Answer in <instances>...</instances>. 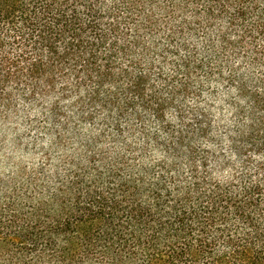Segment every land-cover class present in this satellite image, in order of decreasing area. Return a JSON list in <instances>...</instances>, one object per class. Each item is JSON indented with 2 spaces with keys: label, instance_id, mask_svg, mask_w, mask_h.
Instances as JSON below:
<instances>
[{
  "label": "trees",
  "instance_id": "trees-1",
  "mask_svg": "<svg viewBox=\"0 0 264 264\" xmlns=\"http://www.w3.org/2000/svg\"><path fill=\"white\" fill-rule=\"evenodd\" d=\"M193 35L206 40L203 58L187 43ZM249 54L264 65V0H0V117L19 115L22 101L48 113L37 126L51 123L61 145L78 144L92 160L114 151L125 165L122 199H81V179L74 203L52 220L26 218L14 189L0 207V264H264V162L253 159L264 156V96L249 81L227 155L210 136L211 112L199 107L211 108L200 77L210 81L218 61ZM153 149L165 160L136 164Z\"/></svg>",
  "mask_w": 264,
  "mask_h": 264
},
{
  "label": "clouds",
  "instance_id": "clouds-1",
  "mask_svg": "<svg viewBox=\"0 0 264 264\" xmlns=\"http://www.w3.org/2000/svg\"><path fill=\"white\" fill-rule=\"evenodd\" d=\"M159 2L162 3V0ZM119 3L120 0H105L107 6ZM152 11H156V5L152 6ZM123 14L121 13V15ZM179 22L178 20L177 23ZM230 39L236 41L238 37L233 35ZM187 43L203 58V48L206 43L203 37L197 40L195 35L190 36ZM219 47L220 40L216 38V48L219 49ZM176 50L181 57L186 56L183 48ZM251 60V54L247 59L244 55L239 58L229 57L228 63L217 62L220 67L210 81H205L203 76L200 77V83L208 89V91L202 92L201 96L211 104V108H208L204 103H201L199 107L211 112L213 131L210 136L216 140H222L225 155L228 154L227 148L231 143L229 136H235L234 130L238 127L237 106L247 107V98L253 93L249 81L255 85V93L264 96V83H261L264 81V65L253 66ZM213 66L215 67V65ZM210 92L215 93V98L210 97ZM228 101H232V103H227ZM190 103L192 106H196L195 101H190ZM29 107L18 100L16 112L19 115L9 109L7 122L3 117H0V182L6 185V187L0 186V207L7 208L8 204L12 203L8 197L12 196L15 189L20 191V199L16 200V204L23 208L26 218L42 215L46 221L52 220L57 214H62L65 211L63 207L65 203H74V197L71 196L70 191L71 186L81 179L83 180L81 188L86 189L82 192L81 199L89 193L94 195L95 192H100L105 198L114 193L116 197L122 199L117 190L120 189V177L124 175L121 169L125 168V165L123 161L116 158V152L109 151L106 158L97 154L95 160H92L93 152L89 151L85 154V149L78 144H68L67 147L61 145L57 139V132L49 131L52 129L51 123H40L39 127L37 126V122L44 121L48 113L42 114L41 110L35 107H31L29 110ZM20 109H24V112H21ZM0 111H3L2 106H0ZM248 123V120L244 121V124ZM60 134L63 135L62 132ZM128 143L132 144L133 141L129 140ZM140 143L142 144V141ZM111 147L108 144H100L98 151ZM201 147L209 152H215L217 155L220 154V146L209 140H204ZM117 151H120L122 155L125 154L123 149L118 148ZM129 155L137 156L139 153ZM151 157V159L137 160L136 164L150 168L165 160V156L155 149L152 150ZM236 159V155L232 154L231 160L235 161ZM253 159L264 162V156L254 155ZM131 162V160L128 161V163ZM167 164L171 165L172 160H167ZM237 167L239 168L240 165L237 164ZM183 169L184 175L188 176L187 165H184ZM232 171L231 168L225 169L223 177L230 178L229 174ZM170 175L175 176L176 173L171 172ZM220 175L218 172L213 173L217 179L220 178ZM135 179L139 184V176ZM189 180H191V176H189ZM88 185L91 187H87ZM181 187H187V184L181 185ZM169 188L175 196L174 187L170 185ZM109 189L112 192H109ZM25 193H27L26 196ZM188 195L191 196V193ZM97 199L100 197L98 196ZM93 210L98 211L96 208ZM19 214V212H13V215ZM28 226L35 229L37 223L32 222ZM28 259L34 261L33 256H29ZM97 259H101V257H97ZM12 264H15V258H12Z\"/></svg>",
  "mask_w": 264,
  "mask_h": 264
},
{
  "label": "rangeland",
  "instance_id": "rangeland-1",
  "mask_svg": "<svg viewBox=\"0 0 264 264\" xmlns=\"http://www.w3.org/2000/svg\"><path fill=\"white\" fill-rule=\"evenodd\" d=\"M7 122V121H6ZM0 186L6 187V185H3V182H0Z\"/></svg>",
  "mask_w": 264,
  "mask_h": 264
}]
</instances>
